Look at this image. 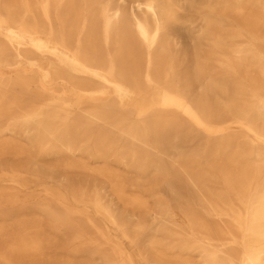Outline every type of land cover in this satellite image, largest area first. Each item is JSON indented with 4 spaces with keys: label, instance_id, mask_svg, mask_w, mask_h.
Masks as SVG:
<instances>
[{
    "label": "bare ground",
    "instance_id": "bare-ground-1",
    "mask_svg": "<svg viewBox=\"0 0 264 264\" xmlns=\"http://www.w3.org/2000/svg\"><path fill=\"white\" fill-rule=\"evenodd\" d=\"M0 264H264V0H0Z\"/></svg>",
    "mask_w": 264,
    "mask_h": 264
},
{
    "label": "rangeland",
    "instance_id": "rangeland-1",
    "mask_svg": "<svg viewBox=\"0 0 264 264\" xmlns=\"http://www.w3.org/2000/svg\"><path fill=\"white\" fill-rule=\"evenodd\" d=\"M182 44L184 45V47H185L187 50H189V49L191 48V41H190V39L184 38V39L182 40ZM65 177H72V178L76 179L75 177H73L72 175H69V174H66ZM31 191H32V190H31ZM33 195H37L35 191L32 192V193H30V194H28V196H33ZM31 202H32V200H29V203H31ZM62 242H63V241H62ZM62 244H63V243H62ZM62 244H61V245H62ZM61 245H57V246H61Z\"/></svg>",
    "mask_w": 264,
    "mask_h": 264
}]
</instances>
